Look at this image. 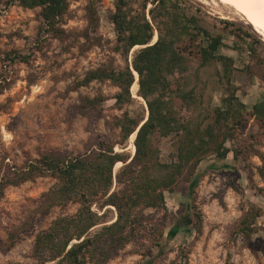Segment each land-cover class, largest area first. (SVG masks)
<instances>
[{"label":"rangeland","instance_id":"1","mask_svg":"<svg viewBox=\"0 0 264 264\" xmlns=\"http://www.w3.org/2000/svg\"><path fill=\"white\" fill-rule=\"evenodd\" d=\"M187 1L206 15L205 26L214 35L224 37L221 54L235 61L233 85L237 97L252 110L264 100V49L258 46L251 55L247 49L250 41L240 32L250 33L252 27L213 0ZM96 2L100 27L93 34L95 43L82 36L88 27L90 0H69L62 25L67 32L75 33V39L65 44L44 33L41 9L15 5L0 12V53L17 50L30 56L27 63L0 62V76L5 74L10 82L9 89L0 95V183L9 169H23L44 153L84 154L87 145L99 136L114 142L116 152L135 155L131 145L137 135L134 141L121 145L116 122L125 113L148 118L147 103L138 95L139 86L137 91L131 89L135 102L122 110L115 99L120 90L111 82L80 86L90 71L125 66L114 52L116 32L109 19L115 12V0ZM152 7L150 3L147 14ZM221 21L234 25L231 29L244 40L225 34ZM156 38L157 31L152 44ZM141 48L134 49L131 57ZM221 74L222 67L213 64L197 83L203 97L199 112L204 119L227 98ZM98 96L106 98L100 114H80L83 101ZM183 115L189 117L186 112ZM175 145L173 137L158 140L164 162L173 159ZM227 147L230 153L225 160L210 155L200 163L193 177L195 188L182 181L174 193H166L168 210L155 214L156 233L129 244L109 264H264V178L260 174L264 166V121L250 117L249 124ZM122 167L115 169L116 173ZM56 184L55 178L37 177L3 190L0 264H34L31 256L37 235L64 211L54 208L48 215L37 214L30 230L13 248L9 247V235L30 219L43 194ZM79 207L72 205L67 213L74 215ZM147 213L154 215V211ZM258 214L260 218H256ZM115 216L113 210L111 218ZM245 219L252 222L249 235L240 232Z\"/></svg>","mask_w":264,"mask_h":264},{"label":"trees","instance_id":"2","mask_svg":"<svg viewBox=\"0 0 264 264\" xmlns=\"http://www.w3.org/2000/svg\"><path fill=\"white\" fill-rule=\"evenodd\" d=\"M187 2L115 0V12L109 17L116 32L114 52L125 66L90 71L80 83L88 86L94 81L111 82L120 90L115 97L120 110L135 102L131 89L136 91L139 86L138 95L147 103L148 119L125 113L116 122L121 145L137 135L131 145L133 157L116 152L114 142L99 136L87 145L84 154L48 152L23 169H9L4 174L0 195L8 186H19L37 177L57 179L30 219L9 235V247L13 248L30 230L37 214L48 215L54 208L64 211L37 235L31 256L34 264H109L129 244L156 233L155 214L168 210L166 193H174L182 181L195 188L193 177L204 159L215 155L225 160L230 153L228 142L249 124V118L264 121V100L250 110L237 97L233 85L235 61L221 54L224 37L214 35L205 26L206 15ZM150 3L153 7L147 14ZM15 5L41 9L44 33L52 39L64 44L75 39V33L67 32L62 25L69 0H0V12ZM87 12L88 27L82 36L95 43L93 34L100 27L96 0H90ZM220 24L225 34L246 37L251 55L258 46L264 49V42L252 29L250 33L240 31L242 36L231 29L234 25L229 21ZM155 31L158 39L152 44ZM138 47L142 48L131 57ZM29 59L17 50L0 53V62L11 65ZM213 64L222 67L227 98L204 119L199 112L203 97L197 83ZM9 87L8 78L2 74L0 95ZM105 100L102 96L85 99L78 111L87 117L97 116ZM171 137L176 140L174 156L164 162L158 140ZM261 158L264 163V155ZM260 174L264 178V166ZM72 205L80 206L74 215L67 213ZM113 210L116 216L112 219ZM148 211H154V215ZM251 223L245 219L240 232L249 235Z\"/></svg>","mask_w":264,"mask_h":264},{"label":"bare ground","instance_id":"3","mask_svg":"<svg viewBox=\"0 0 264 264\" xmlns=\"http://www.w3.org/2000/svg\"><path fill=\"white\" fill-rule=\"evenodd\" d=\"M213 2L225 7L231 15L242 17L264 42V0H213Z\"/></svg>","mask_w":264,"mask_h":264},{"label":"water","instance_id":"4","mask_svg":"<svg viewBox=\"0 0 264 264\" xmlns=\"http://www.w3.org/2000/svg\"><path fill=\"white\" fill-rule=\"evenodd\" d=\"M147 119H148V118H147ZM147 119H146V120H147Z\"/></svg>","mask_w":264,"mask_h":264}]
</instances>
